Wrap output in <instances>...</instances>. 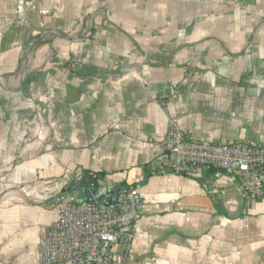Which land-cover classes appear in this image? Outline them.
<instances>
[{"label": "crops", "instance_id": "obj_1", "mask_svg": "<svg viewBox=\"0 0 264 264\" xmlns=\"http://www.w3.org/2000/svg\"><path fill=\"white\" fill-rule=\"evenodd\" d=\"M171 123L264 148V0H0V264H40L84 175L141 190L118 264H264V200L155 172Z\"/></svg>", "mask_w": 264, "mask_h": 264}, {"label": "built area", "instance_id": "obj_2", "mask_svg": "<svg viewBox=\"0 0 264 264\" xmlns=\"http://www.w3.org/2000/svg\"><path fill=\"white\" fill-rule=\"evenodd\" d=\"M158 142L156 173L228 177L248 199L264 200V148L196 140L174 123ZM57 203L59 218L40 237V264H118L116 247L122 244L127 253L131 251L133 232L145 208L139 187H122L113 198L97 190L94 201L76 193L61 194Z\"/></svg>", "mask_w": 264, "mask_h": 264}, {"label": "water", "instance_id": "obj_3", "mask_svg": "<svg viewBox=\"0 0 264 264\" xmlns=\"http://www.w3.org/2000/svg\"><path fill=\"white\" fill-rule=\"evenodd\" d=\"M119 189H121V187L115 191L116 193L114 194V197H117ZM97 190H100L103 193V195L106 197L109 194L107 189H105V188L100 189L99 188V184H98L97 180H94L93 178H91L87 175L81 176L73 188V191L76 193L77 196H79L80 198H83L87 201H94V196H95Z\"/></svg>", "mask_w": 264, "mask_h": 264}, {"label": "trees", "instance_id": "obj_4", "mask_svg": "<svg viewBox=\"0 0 264 264\" xmlns=\"http://www.w3.org/2000/svg\"><path fill=\"white\" fill-rule=\"evenodd\" d=\"M88 176V175H87ZM100 176V175H99ZM99 176L97 175H94V176H91V178H93L94 180H97L99 178Z\"/></svg>", "mask_w": 264, "mask_h": 264}]
</instances>
